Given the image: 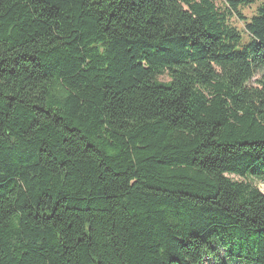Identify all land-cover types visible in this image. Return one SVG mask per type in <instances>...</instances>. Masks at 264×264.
Returning <instances> with one entry per match:
<instances>
[{
	"label": "trees",
	"instance_id": "trees-1",
	"mask_svg": "<svg viewBox=\"0 0 264 264\" xmlns=\"http://www.w3.org/2000/svg\"><path fill=\"white\" fill-rule=\"evenodd\" d=\"M225 1L0 0V264H264V0Z\"/></svg>",
	"mask_w": 264,
	"mask_h": 264
},
{
	"label": "rangeland",
	"instance_id": "rangeland-1",
	"mask_svg": "<svg viewBox=\"0 0 264 264\" xmlns=\"http://www.w3.org/2000/svg\"><path fill=\"white\" fill-rule=\"evenodd\" d=\"M215 3L217 5V7H219L221 10H223L227 6L225 0H215ZM259 4H260L259 1H255V3L251 4L249 7L239 9V12L242 16V19H240L237 15H235V13H233V16L229 20V24L232 27H234L236 30H238L240 33H242L244 40L246 39V35L244 33L245 24L247 22H249L250 18L255 14L256 9L259 6ZM255 79L256 78H254L252 80L251 85L255 84ZM160 80L161 81H168L167 77H161ZM229 178L232 180H239L238 178L233 177V176H229ZM256 186L258 187V189L261 192H264V186L263 185L256 184Z\"/></svg>",
	"mask_w": 264,
	"mask_h": 264
}]
</instances>
